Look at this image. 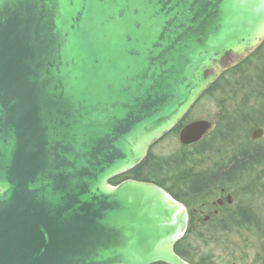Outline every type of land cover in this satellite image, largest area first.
<instances>
[{
	"label": "water",
	"instance_id": "1",
	"mask_svg": "<svg viewBox=\"0 0 264 264\" xmlns=\"http://www.w3.org/2000/svg\"><path fill=\"white\" fill-rule=\"evenodd\" d=\"M263 42L264 0H0V264H189L185 205L110 182Z\"/></svg>",
	"mask_w": 264,
	"mask_h": 264
},
{
	"label": "trees",
	"instance_id": "2",
	"mask_svg": "<svg viewBox=\"0 0 264 264\" xmlns=\"http://www.w3.org/2000/svg\"><path fill=\"white\" fill-rule=\"evenodd\" d=\"M256 61H259V59ZM239 62V64L228 68L203 96L210 97L217 91H222L223 96H227L224 85L225 83L231 84V82L236 84L237 91H247V98H245L240 109L233 116H229V112L224 104L225 99L218 105L222 115L221 120L227 123L220 127L213 140L221 146H225L227 143L237 145L239 142H243L242 138L246 141V135L250 131V128L264 125V106L259 102V99L264 94V72H260L259 76H250L248 74L251 69L249 60L244 59ZM251 97L256 98L257 106L248 108V101ZM183 124L184 121L174 131L178 132L183 127ZM246 143L240 145V147H244L245 149H240L237 156H233L234 158L230 162L232 166L229 164L226 167L227 171L220 177L218 175L210 176L207 174V169H204L207 149L210 151V143L205 142L196 144V147L192 151L181 152L166 158L156 157L149 153L146 160L137 168L112 180L110 184L116 186L127 180L151 183L164 189L190 211L201 209L203 206L208 207L210 195L207 192V188L211 184H228V182L234 179L237 170L240 169H247L251 166L264 168V149L249 147L250 145ZM263 179L264 173L261 175V181ZM261 184L262 188H264V183L262 182ZM239 213L240 215H235V213L231 214V212H228L221 217L219 222L211 224L202 223V226L209 228L210 230L207 233L217 241L223 240L228 234L233 233L234 230L256 227L258 222L252 221L255 218L248 210L240 209ZM241 218L245 220L242 221ZM191 224L190 222L188 232L183 240L175 247L176 254L188 263H190V258L186 255L187 247L184 244L188 235L192 233L190 230ZM202 238L200 235L199 239ZM202 261L200 264H212L211 257L202 259Z\"/></svg>",
	"mask_w": 264,
	"mask_h": 264
},
{
	"label": "rangeland",
	"instance_id": "3",
	"mask_svg": "<svg viewBox=\"0 0 264 264\" xmlns=\"http://www.w3.org/2000/svg\"><path fill=\"white\" fill-rule=\"evenodd\" d=\"M257 59H259V61H256ZM246 60H249L251 63L250 68L252 70L250 69V72L248 73L250 76H259L260 72H264V42L252 52ZM239 63L240 62L235 59L226 61L228 68ZM224 87L227 96H223L222 91H217L210 97H202L183 120V126L198 121H209L213 124L214 131L205 137L200 143H210V139L213 137V134H215L214 132L224 126L221 120L222 115L218 108L219 103L223 99H225L224 104L229 112V116H233L240 109L245 98H247V91H237V86L234 82H231V84L225 83ZM255 99V97L249 99L248 108L257 106V101ZM259 102L264 106V94L263 97L259 99ZM220 122L221 124H218ZM239 126L241 127V125ZM256 127L257 126H254L248 131V134L246 135L247 142L250 141V134ZM262 127L264 129V126ZM179 131H174L167 135L152 147L150 153L156 157L166 158L177 155L181 152L192 151L196 145L182 146L178 138ZM242 140L243 142L241 141L239 142L240 144L238 143L239 147L246 143L244 138H242ZM252 143H254L253 146L264 149V135L259 141ZM240 149L245 148L240 147ZM234 152L235 146L231 143H227L225 146H219V144H216L213 152H210L209 149H207L204 169L208 170L213 164L228 161ZM244 172L245 174L242 181L238 183L242 190L246 191L249 186L253 185H258L259 188L256 195L251 193L248 195L243 194V196L238 199L237 204L243 206L249 205L254 208L255 217L257 219L255 222H258L256 227L234 230L233 233L228 234L223 240L217 241L211 238L207 233V231L210 230L209 228H204L202 224H198L194 219L190 227L192 233L188 235L184 244L185 247H187L186 255L190 258L191 264H200L203 262L202 259H207L209 257H211L212 264H263L264 188H262L261 183H264V179L261 181V175L264 173V168L251 166V168L248 167L246 170L244 169ZM200 219L203 220V217ZM200 235L203 237L202 239H199ZM203 240L206 243H204Z\"/></svg>",
	"mask_w": 264,
	"mask_h": 264
},
{
	"label": "flooded vegetation",
	"instance_id": "4",
	"mask_svg": "<svg viewBox=\"0 0 264 264\" xmlns=\"http://www.w3.org/2000/svg\"><path fill=\"white\" fill-rule=\"evenodd\" d=\"M222 123H223V125L227 124L226 122H222ZM218 124H221V122ZM262 126H264V125H262ZM262 126H257L254 130L259 129ZM213 128H214V126L212 125V128L209 131V133L206 135V137L211 132L214 131ZM262 129H263V127H262ZM254 130H252V132ZM218 131L219 130L215 131L214 132L215 134H213V137L210 139V146H209L210 152H213V150L215 148L216 144H215V141H213V140L215 139ZM263 131H264V129H263ZM259 140H252L251 134H250V141L248 140L249 142H247V143H248V145H250L249 147H256V146H253L254 143H252V142H257ZM234 146H235V152L232 155V157H230V159L228 161H224L223 163L213 164L207 170L208 175H210V176L218 175L220 177V176H222V174H224L227 171L226 167H228V165L230 164V162L234 158L233 156H237V154L239 153V150H240L238 144L234 145ZM244 174H245L244 169H240V170H237V173H235V175H234V179L231 180L230 182H228V184H225V185H220L217 183L211 184L207 188V192L210 195L209 206L208 207L203 206L201 209H196L193 211H190L187 208V210L189 212V217H190L191 223L194 219L196 220V222L198 224H202V223L211 224V223L219 222L221 220V217L224 214H227L228 212H231V214L235 213V215H240V213H239L240 209L248 210L249 213H251L254 216L255 219H253L252 221L255 222L257 219L255 217L254 208L249 206V205L243 206V205L237 204L238 199L241 196H243V194L248 195L249 193H251L253 195H256L258 188H259L258 185H253V186H249L246 191H243L241 186L238 183H240L242 181ZM201 217H203V220L200 219ZM207 217L209 218L208 221H206ZM241 220L244 221L245 219L241 218Z\"/></svg>",
	"mask_w": 264,
	"mask_h": 264
}]
</instances>
